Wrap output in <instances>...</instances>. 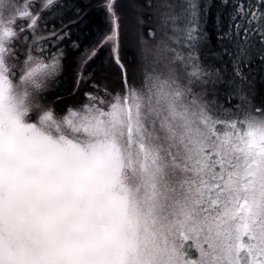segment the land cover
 Wrapping results in <instances>:
<instances>
[{
	"label": "snow or ice",
	"instance_id": "snow-or-ice-1",
	"mask_svg": "<svg viewBox=\"0 0 264 264\" xmlns=\"http://www.w3.org/2000/svg\"><path fill=\"white\" fill-rule=\"evenodd\" d=\"M0 264H264V0H0Z\"/></svg>",
	"mask_w": 264,
	"mask_h": 264
}]
</instances>
